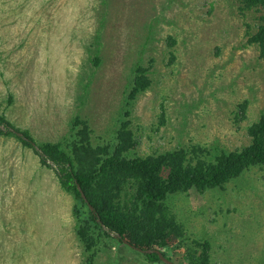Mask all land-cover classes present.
Masks as SVG:
<instances>
[{
  "label": "rangeland",
  "instance_id": "1",
  "mask_svg": "<svg viewBox=\"0 0 264 264\" xmlns=\"http://www.w3.org/2000/svg\"><path fill=\"white\" fill-rule=\"evenodd\" d=\"M237 9L236 0H0V117L36 142L70 140L80 118L94 146L115 143L127 120L130 157L243 147L264 114V63ZM138 64L152 84L127 105ZM75 202L33 148L0 134V264H86ZM165 204L189 239L209 241L211 264H264V166ZM94 264L166 263L104 237Z\"/></svg>",
  "mask_w": 264,
  "mask_h": 264
},
{
  "label": "trees",
  "instance_id": "2",
  "mask_svg": "<svg viewBox=\"0 0 264 264\" xmlns=\"http://www.w3.org/2000/svg\"><path fill=\"white\" fill-rule=\"evenodd\" d=\"M236 1L246 41L257 46L258 58L264 63V0ZM248 16L251 20H247ZM174 42L172 40L171 44ZM93 62L97 65L99 57ZM151 84L149 69L136 65L126 104L129 105ZM239 108L244 110L245 105L241 104ZM3 123L22 132L26 139L1 128L0 134L14 136L25 146L33 148L40 162L56 172L60 186L73 195L76 201L72 210L75 231L84 247L86 264H94L97 247L104 237L113 238L118 243L125 239L129 245L124 244L129 247L172 248L179 261L177 264H211L209 241L187 237L185 229L165 204L167 197L190 190L203 192L223 188L250 167L264 166V114L247 127L249 144L234 150H220L214 156L210 149L191 145L130 157L127 153L136 142L127 120L119 126L115 143L96 146L91 140L92 129L86 120L80 118L72 121V137L64 142H36L27 131L15 128L0 117V124ZM31 142L36 143L57 169L41 157ZM76 182L100 222L81 197ZM102 224L120 238L111 236ZM163 255L172 259L166 253ZM144 256L151 262L160 261L156 253H144Z\"/></svg>",
  "mask_w": 264,
  "mask_h": 264
},
{
  "label": "water",
  "instance_id": "3",
  "mask_svg": "<svg viewBox=\"0 0 264 264\" xmlns=\"http://www.w3.org/2000/svg\"><path fill=\"white\" fill-rule=\"evenodd\" d=\"M0 128L3 129L4 131L9 130V131L13 132L14 134H16L17 136H20V137H22L23 139H26V138L24 137V135H23L22 132H18V131H16L13 127L5 126V124H0ZM31 143H32L33 147L37 150V152L41 155V157L46 158L45 154H44V153L42 152V150L36 145V143H34V142H31ZM46 162H47L51 167L57 169L56 164H55L52 160L46 158ZM76 187H77L78 191L80 192V195H81V197L83 198V200L87 203L89 209H90V210L96 215L97 221L100 222V218L98 217V214L96 213L94 207L88 202V200H87V198H86V195L84 194V192H83V190H82L80 184L77 183V182H76ZM102 226L104 227V229H107V230H108V228L105 227L103 224H102ZM108 231H109V230H108ZM109 233H110L111 235H113L114 237L120 238V235H119V234H116V233H114V232H112V231H109ZM122 241H123V243L128 244V242H127L125 239H122ZM128 245H129V244H128ZM130 246H131L132 248H134L135 250L140 251V252H142V253H149V254H151V253H156V254L158 255L159 259H160L162 262L166 263V264H175L172 260H170V259H168L167 257H165V256L163 255V253H162L159 249H142V248L136 247V246H134V245H130Z\"/></svg>",
  "mask_w": 264,
  "mask_h": 264
}]
</instances>
